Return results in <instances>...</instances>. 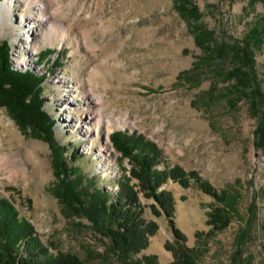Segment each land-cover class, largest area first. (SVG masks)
<instances>
[{
    "label": "rangeland",
    "instance_id": "obj_1",
    "mask_svg": "<svg viewBox=\"0 0 264 264\" xmlns=\"http://www.w3.org/2000/svg\"><path fill=\"white\" fill-rule=\"evenodd\" d=\"M192 1L218 40L239 39L264 22L262 0ZM38 2L8 7L0 39L8 43L12 66L44 75L43 108L55 118V143L66 154L74 149L63 180L74 186L79 202L69 205L62 198L47 141L20 128L1 103L0 198L30 223L48 252L73 253L84 264H146L147 254L167 264L173 257L164 244L185 245L195 264H264V150L255 144L257 115L229 86L226 71L233 59L191 68L202 51L173 0H44L47 19L31 46L18 13H31ZM254 69L264 90V38L254 50ZM87 92L99 97L94 107L107 117L89 136L76 123L88 109ZM113 130L155 142L159 166L178 164L228 190L234 198L229 225L210 232L206 219L214 198L169 179L159 189L172 195L184 240L175 239L163 212L154 215L153 198L139 192L142 217L158 228L140 252L116 251L106 218L92 205L98 189L115 194L130 167L110 139Z\"/></svg>",
    "mask_w": 264,
    "mask_h": 264
},
{
    "label": "trees",
    "instance_id": "obj_2",
    "mask_svg": "<svg viewBox=\"0 0 264 264\" xmlns=\"http://www.w3.org/2000/svg\"><path fill=\"white\" fill-rule=\"evenodd\" d=\"M173 6L187 23L194 35L195 43L202 51L192 62L191 68L202 64L214 65L218 60L228 57L233 59L232 67L226 71L227 78L232 80L229 86L232 92L248 99L252 114L257 115L255 144L264 150V90L254 69V50L263 42L264 22L250 27L239 39L218 40L213 30L201 20V12L194 1L173 0ZM9 54L7 41L0 39V103L20 128H28L32 134L47 141L53 159L54 174L59 180L62 179L61 196L71 205L79 200L78 193L74 186L63 178L70 167L69 158L72 157L71 160L75 158L74 149L66 154L64 153L66 148L54 141L55 118L43 108L41 96L44 75L29 67L20 69L12 66ZM184 72H188V69L182 70L180 75ZM110 139L121 154L128 157L130 167L118 179L115 194L110 195L98 189L92 205L97 214L101 213L106 218L108 237L120 254L138 253L147 248L150 238L158 228L155 221L142 217L139 192L153 198L156 203L151 205L154 215L159 216L163 212L175 239L184 240L183 233L175 223L172 195L166 189H159L169 179L182 187L193 184L214 198L215 203L207 213L206 219L210 232L221 231L229 225L231 211L234 210V198L228 190L216 189L195 170H187L178 164L159 166L162 158L158 146L140 134L113 130ZM132 180L136 182L131 183ZM164 247L171 251L173 257L167 264H195L190 249L185 245L173 248L164 244ZM241 252V247H238L235 251V262ZM143 261L146 264H158L156 254L143 255ZM0 264H84V262L73 253L48 252L46 246H43L35 236L30 223L24 218L17 217L10 203L5 198H0Z\"/></svg>",
    "mask_w": 264,
    "mask_h": 264
},
{
    "label": "bare ground",
    "instance_id": "obj_3",
    "mask_svg": "<svg viewBox=\"0 0 264 264\" xmlns=\"http://www.w3.org/2000/svg\"><path fill=\"white\" fill-rule=\"evenodd\" d=\"M21 1L25 6L28 7L30 5V2H38L35 6H31L33 9L31 13L24 15L22 13H18V17L20 19V23L24 22L27 26L25 28L24 36L27 39L29 37V45L32 46V42L35 41V38L39 32V30L44 26L43 22L47 19L45 16L44 11V0H0V21L4 20L6 16V11L8 7H10L13 3ZM22 12V11H21ZM49 26V25H48ZM51 28V27H48ZM51 30V29H50ZM65 39V38H64ZM84 97V106H87V111H84L83 116H81L79 119H77V124H79V127H81L80 131H84L85 136H89L93 133V130L97 133L100 124L103 122L104 119H107V117L102 114L100 109L96 106L97 103H99V97L95 95L93 92H87L83 94ZM65 105H72L70 102H65ZM93 105V107L91 106ZM96 108V112L94 111ZM117 119V118H116ZM107 121L112 122L111 119H108ZM106 121V122H107ZM93 126H95L93 128ZM107 129V127H106ZM99 153L103 151V148H98Z\"/></svg>",
    "mask_w": 264,
    "mask_h": 264
}]
</instances>
